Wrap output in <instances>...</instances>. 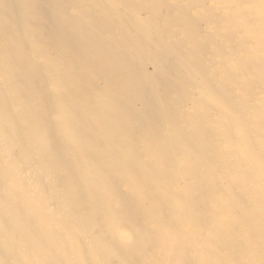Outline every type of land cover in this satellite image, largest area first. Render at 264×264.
I'll use <instances>...</instances> for the list:
<instances>
[{"label":"rangeland","instance_id":"374dc122","mask_svg":"<svg viewBox=\"0 0 264 264\" xmlns=\"http://www.w3.org/2000/svg\"><path fill=\"white\" fill-rule=\"evenodd\" d=\"M159 1L182 11L191 26L188 38L218 52L215 59L205 56L203 63L206 67L212 62L208 68L217 72L215 82L189 83L185 91L176 88L157 100L139 92L126 101L112 83H76L89 75L74 54L54 55L57 44L52 47L45 38L24 31L0 33V61H10L8 51L18 41L40 61L39 68L63 61L48 76L39 77L41 82L47 77L55 82L51 87L40 83L49 92L45 109L66 121L65 130L54 138L58 141L80 128L91 141L84 150L65 146V161L59 160L52 144L32 143L34 120L38 132L51 136L38 118L39 100L31 97L38 83H26L21 73L13 78L19 83H9L11 76L0 68V264H120L123 255H132L133 264H151L131 249V227L122 221V207L99 195L90 198L96 186L87 180L92 169L114 177L126 192L134 204V227L153 232L167 221L183 238L193 235L189 241L205 252L200 264L230 263L217 253L233 251L231 231L236 239H244L246 250L254 246L264 254V0ZM63 80L67 83H56ZM115 97L125 105L120 104L123 117L116 114L102 125L107 116L100 105ZM167 97L176 108L184 102L172 124L154 111ZM148 109L150 118H143ZM194 123L204 137H192ZM94 147L103 153L88 151ZM60 162L74 165V184L57 171ZM69 191L80 192L81 213L92 208L94 223L84 224L68 200ZM25 221L26 231L21 225ZM34 232L41 233L36 247L31 244ZM202 236L216 244L211 254ZM97 241L117 256H104ZM156 259L152 264L174 261L167 249Z\"/></svg>","mask_w":264,"mask_h":264},{"label":"bare ground","instance_id":"6f19581e","mask_svg":"<svg viewBox=\"0 0 264 264\" xmlns=\"http://www.w3.org/2000/svg\"><path fill=\"white\" fill-rule=\"evenodd\" d=\"M190 28L182 11L175 9L172 4H163L159 0H0V33L24 31L45 38L52 47L57 44L58 50H55L54 55L69 57L71 53L74 54L81 69L89 75L84 80L80 78L76 83H112L115 93L123 96L126 101L138 96L139 92L150 100H157L160 98L158 95L166 96L168 92L175 91L176 88L182 92L185 91L189 83L215 82L217 72L208 68L212 62H209L206 67L203 63L207 56L215 59L218 52L203 49L196 39L193 40L190 36L188 38ZM22 47L21 41L14 42L8 51L12 55L10 61L1 60L0 68L7 77L11 76L9 83H19L17 82L19 80L13 79L17 73L26 77L28 84L38 83L33 88L31 97L39 100L42 117L38 118L40 122L45 121V129L51 136L46 138L43 133L38 132L37 121L34 120L36 127L32 128L30 138L37 146L42 142L52 144L53 150L61 155L59 160L65 161L63 156L65 146L84 150L91 145V141L79 130L80 128L58 141L54 138L58 137L59 131L65 130L66 121L62 115H52L45 109L49 98L47 88L55 82L48 77L45 82H41L39 77L41 74L48 76L50 69L53 71L54 65H60L63 61L54 60L44 65L47 68H39L40 61L23 51ZM146 67H149L151 71L146 73ZM185 76L187 84L184 83ZM40 83L50 84L42 89L43 84ZM56 83L67 82L63 80ZM12 88L15 91L19 90V84H15ZM211 90L213 91V87ZM183 95H186V92ZM108 100L110 99L105 100V105H100V110L104 112L102 115L107 116L101 122L102 125L116 114L123 117L120 104L125 105L117 100V97ZM159 105L154 108L155 114L161 120L171 124L177 109L184 108L183 101L176 108L172 97L166 98V104ZM150 116L149 109L142 114L143 118H150ZM193 117V119H200L198 116ZM125 119L129 121V116L128 118L125 116ZM195 133H191L194 139L204 137L198 133L197 127ZM201 141L203 140H200L199 146ZM66 149L69 148L66 147ZM88 151L103 153L102 149L96 147ZM57 171L71 184H74L78 178L74 175V165L72 167L60 162L57 165ZM87 180L96 183L90 198L93 195H99L122 207L121 216L124 217L122 221L131 227L127 233L133 240L131 249L136 250L139 260L155 263L156 258L166 249L172 254L173 264H200V261L204 260V249L199 252L196 243L192 244L189 241L193 235L191 237L189 234L183 238L174 224H172L173 227L165 221L158 224V229L153 232L138 226L134 227L131 223L134 204L129 202L126 192H122L116 185L114 177L107 175L102 169H92L90 178ZM97 184L100 186L98 187ZM79 196L80 192L67 193L72 208L81 214L84 224L91 225L95 222V212L87 206L85 213H81L83 204ZM8 204L12 206L11 203ZM262 218V216L259 217L260 220ZM110 220L115 221L113 217ZM21 225L25 227V231L29 229L27 221L22 222ZM203 228L204 225H202ZM36 235L39 238L41 233L34 232L35 240L31 244L35 247L39 240L36 239ZM230 237L234 238L233 251L217 253L216 250L221 259L225 262L230 261L229 264H262L264 254L259 249L255 251L257 248L253 246L246 250L243 244L244 239H236L232 231ZM202 241L208 246V253L215 249L216 244L210 242V236H202ZM96 246L107 258L117 256L110 247L99 241L96 242ZM195 248L198 250L195 251ZM192 250L194 257L191 258ZM248 255L249 258H245ZM132 261V255H123L120 264H133Z\"/></svg>","mask_w":264,"mask_h":264}]
</instances>
